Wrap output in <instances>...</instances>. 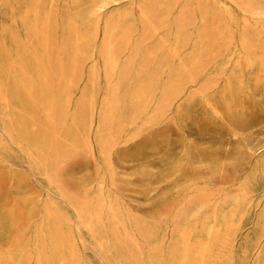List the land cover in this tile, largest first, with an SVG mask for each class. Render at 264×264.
Here are the masks:
<instances>
[{"label":"rangeland","instance_id":"1","mask_svg":"<svg viewBox=\"0 0 264 264\" xmlns=\"http://www.w3.org/2000/svg\"><path fill=\"white\" fill-rule=\"evenodd\" d=\"M0 264H264V0H0Z\"/></svg>","mask_w":264,"mask_h":264},{"label":"bare ground","instance_id":"2","mask_svg":"<svg viewBox=\"0 0 264 264\" xmlns=\"http://www.w3.org/2000/svg\"><path fill=\"white\" fill-rule=\"evenodd\" d=\"M102 1V0H101ZM36 4V3H35ZM33 5V4H32ZM33 8V7H32ZM35 8V7H34ZM48 25V24H47ZM69 45V44H68ZM73 47V46H72ZM232 227V226H231Z\"/></svg>","mask_w":264,"mask_h":264}]
</instances>
